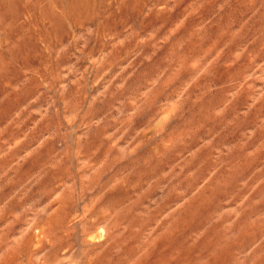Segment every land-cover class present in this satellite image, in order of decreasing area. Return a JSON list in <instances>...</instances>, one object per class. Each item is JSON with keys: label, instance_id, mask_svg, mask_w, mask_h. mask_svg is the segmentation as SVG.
I'll list each match as a JSON object with an SVG mask.
<instances>
[{"label": "clouds", "instance_id": "1", "mask_svg": "<svg viewBox=\"0 0 264 264\" xmlns=\"http://www.w3.org/2000/svg\"><path fill=\"white\" fill-rule=\"evenodd\" d=\"M0 264H264V0H0Z\"/></svg>", "mask_w": 264, "mask_h": 264}]
</instances>
